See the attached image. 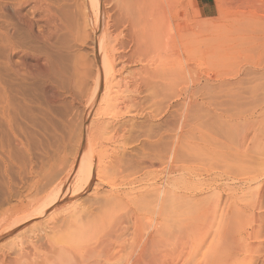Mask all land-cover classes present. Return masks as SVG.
Returning <instances> with one entry per match:
<instances>
[{
    "label": "bare ground",
    "instance_id": "1",
    "mask_svg": "<svg viewBox=\"0 0 264 264\" xmlns=\"http://www.w3.org/2000/svg\"><path fill=\"white\" fill-rule=\"evenodd\" d=\"M77 1L0 0L1 180L10 181L18 153L42 150L39 163L29 157L22 166L35 174L38 196L0 221L9 231L38 219L39 229L15 255L1 254L0 264H239L247 205L205 194L222 182L258 181L241 174L250 165L263 172L264 17H243L236 41L213 49L207 23L194 29L189 0H110L111 9L106 0H91V31L80 24ZM212 65L223 74L200 72ZM185 83L192 88L182 92ZM172 103L173 140L157 128L139 136L147 166L137 155V120L161 121ZM72 140L65 180L45 192L64 172L68 163L59 154ZM194 164L210 173L202 196L190 197L184 181H192ZM82 166L84 177L68 193ZM83 194L91 203L81 219L103 217V225L123 211H143L150 217L145 232L120 244L126 238L116 227L104 233L76 225L70 240L52 212ZM36 244L41 253L30 254L27 247Z\"/></svg>",
    "mask_w": 264,
    "mask_h": 264
},
{
    "label": "rangeland",
    "instance_id": "2",
    "mask_svg": "<svg viewBox=\"0 0 264 264\" xmlns=\"http://www.w3.org/2000/svg\"><path fill=\"white\" fill-rule=\"evenodd\" d=\"M78 1L81 3V6L78 5L79 6L78 11L80 12V13L78 12L80 24H82L83 26H86L87 31H91L92 19L90 18V16L92 17V11L91 10H93V8L91 6L93 5L92 4L93 2L91 3V0H90V3H91L90 4V3H88V0H84L83 3L86 1H87V3H84L85 6L83 7V4L81 2L82 0L81 1L78 0ZM106 1L108 3H110L111 5L110 4L108 5L106 2V5L108 7L105 5V8L111 9L112 8L111 7L112 1H110V0H106ZM263 7H264V0H189L187 9H188V12L190 13L189 17H191L193 20V26L195 27L194 29H197V23L198 22L207 23L208 30H210L209 34H210L211 40H212V48L214 49V48H224L228 45H232V43H234L236 41V38L238 36V32H239L238 28H240V27L239 26L237 27V25L238 24L242 25L240 23L242 22L243 17L244 18H249L250 16H251V18H258L261 16L264 17V8ZM90 8H92V9H90ZM81 9H83V10H81ZM89 9H90V11H89ZM90 13H91V15H90ZM262 13H263V15H262ZM85 14L87 17L83 16ZM243 15H245V16H243ZM82 18H84V19L82 20ZM233 21H234V24H233ZM87 22L89 24H87ZM195 23H196V25H195ZM234 29H237L238 32H237V30L235 31ZM235 32H237V33H235ZM228 39H229V42H228ZM218 60H219V56L213 57V63L212 64L217 63ZM204 68L205 67H200V72L203 74H206V75H207V73L208 74L210 73V75L212 74V76L215 77L216 75H219L221 73V72L219 73L218 70L215 69V67H213V65L210 66V68L209 67L205 68V69ZM218 68L223 70L221 68V66ZM221 74H223V73H221ZM186 84L187 83H185L182 86V87H184L183 89L181 88L182 92H184V89L186 90L189 85H190L189 90H190V88H192L191 84L188 83L187 86H186ZM174 104L173 103L169 104V105H171L170 107L167 104V107L165 108V113L163 114L161 121L156 120L152 124L150 123L151 125L150 124L148 125L146 122H144L141 119L137 120V124H139L140 126L137 130L136 137L141 136V132L148 130V129L150 131H155V132H156V130H158V131L159 130H165V135H166L165 138L169 137V140H173L174 136L172 135V131L173 132L175 131L174 130L175 127L173 124L175 122V119H174L175 116H174V114H172L171 108ZM138 131L140 132V134L138 133ZM167 135H169V136H167ZM138 137L136 138V140L138 141V143L136 144V147L140 151L137 152V153H139L137 155L141 159V157L145 155V151H146V153H148L149 150H145V149H147V147H145V146H143L142 148L140 147V145H142L143 141H142V137L141 138L139 137L141 140ZM136 140H135V142H136ZM50 145H52V144H50ZM66 145L67 146H65V151H64L66 153L62 154L63 152H61V154H59L60 155L59 157H60V159H63V160L66 159L65 160L66 164L67 163L68 164H67V166H65L64 172L58 173V175L56 177L57 179L54 181L55 183H53V185L52 184L48 185V187L46 186L47 189L45 192H47V190L49 191L53 186H59V184L61 185V183L65 180L64 178H65L66 172L69 168V162L71 163L70 160L72 159L71 154L73 153L72 151H74L76 143H75V141L72 140V141H69L68 144H66ZM41 153H42V150L40 147H38V148L35 147L31 152H29V155H26V154L21 155V153H18L16 155L15 160H13L14 164L12 165V170L9 173L10 174V177H9L10 181H7L6 179L1 180L3 175L0 173V221L2 220V218H4V217L7 218L8 216H10V214L13 216L18 211H21V207H22L21 203L22 202L24 205H28V206L30 205V207H31V205H32L31 201L34 202V200L36 199L35 197L38 196V193L35 192V188L33 186L34 182H35V177H34L35 174H31V175H33V176H31V175H29V172H24L22 170L23 169L22 166L27 163L26 161H27V158H29V157L31 158L32 162L39 163L38 160H40V158H41L40 157ZM80 153L83 154V157H84L87 154V151H85L83 148L80 150ZM86 156H85V158H86ZM21 158H25V159L22 160ZM85 158L82 159V161L84 160L83 164L86 162ZM67 160L69 162H67ZM146 160L142 158L140 162H142V163L144 162L148 166L150 163H148L149 162L148 159H146ZM198 165L194 164L193 166H191V169H193L194 174L192 173L193 176L189 179H191L192 181H190L188 179H187V181H184V184L186 187V193H187L186 195H189L190 197L193 196L192 194L194 192H197V193H194L195 195L202 196L201 193L204 189L202 187V184L206 179L209 178L208 177V173H210L209 169L204 165H200V164H198ZM83 166H82V168H79V170H78L79 173L77 171H75L76 172L75 176L72 177L71 182L69 183L70 184L69 185L70 190L67 191L68 193L69 192L71 193L72 190H74L73 185H74L75 181L78 179L80 180L79 177H81V178H82V176L84 177L85 172L82 171ZM261 166H263L261 169H259V170L263 171L261 173V175L253 173L255 170L254 168H256V167H253L252 165H250L248 168H245L246 170L241 172L242 175H245V174L251 175L252 178H253V176H255L256 177L255 179L258 180V181L254 180L253 181L254 183H250V185L248 187L247 186L246 187H240V184H242L241 180H239V182L236 181L233 183H230V181L228 183L222 182L221 184H218L215 187H213L212 189H210L209 193L205 194L206 196H210V197L212 196L215 199L218 198V195H219L222 198V201L225 200L226 196L228 197L231 195L230 197L232 199L234 198L233 199L234 201H237V202H235V204L237 203L236 206L238 205L239 208H242V207L247 205L248 217H246V219H244L246 221H244L242 223V231H243L242 236L245 235L244 242L242 245L244 247L241 249V252L237 255V261L239 264H264V163ZM194 167H195V170L197 171L196 172L197 174L195 173ZM197 168L199 169V171ZM205 169H206V171H205ZM245 171L248 173H246ZM33 180H34V182H32ZM58 181H59V184H58ZM173 184L174 183L172 182L171 185H173ZM225 184L226 185L229 184V186H231L232 188L227 190L225 188V186H226ZM223 185H225V186H223ZM245 188H246V190H245ZM45 192L41 193L39 195V197H41L43 194H45ZM68 193H66V194H68ZM17 196H19V197L17 198ZM68 196H69V194H68ZM76 198L71 199L70 201L66 200V201L62 202L52 212L54 214L53 217H54V223H55L56 229H58V231L62 232V233H64L65 231L70 232L67 236V237H70V240L71 239L73 240L75 238V235H74L75 229L73 231L72 230L70 231V228L72 226H76V225L77 226H83L82 230L84 229L86 232H89V231L91 232L95 229V227L97 225L96 232H98L99 230H102L104 233L106 231L109 232V230L111 228L116 227L114 229L115 232H116V230H118V232L123 237L126 238V239H121L120 244H122V242H124V240L127 241L128 238L130 237V235H132V233H134L135 231L145 232L144 229H145V227L147 228V226H148L146 223L147 222L146 217L149 218V220L148 219L147 220H148V222H150V217L148 216V214L143 212V211H138V210H136V212L132 211V210H127L128 212L123 211V213L115 214V216L117 218H119V220H115L114 222H111L113 219H110L108 221L106 220L103 225L99 224V220L103 217H99V218L90 217L88 219V221H86L87 220V218L85 217L86 214H84V217L86 220L81 219V218H83L82 213H84L81 209L85 210V213H86L91 202H89L88 197L84 194L81 195V197H76ZM29 201H30V203H29ZM25 203H27V204H25ZM12 208H14V209H12ZM230 211H231L230 207L228 206V207L223 208V211H222L223 213H221V210H220L218 212V214H219V216H221V215L223 216V214H227V213L229 214ZM72 217L74 218V220H72L73 219ZM79 217H80V220H78ZM143 218H144V220H143ZM258 218L261 222L258 220ZM256 220H258L259 223ZM38 221L39 220L36 219L34 222L33 221L26 222L22 225L17 226L16 228H14V230L10 229L11 231L10 230L7 231L8 229L4 230L5 226H1L0 227V256L3 253H7V254L9 253L10 255H15L17 253V249H18L19 245L23 242H27L28 240L32 239V237L36 234V232L39 229V226L36 225L38 223ZM140 221H141V224H140ZM142 221H144V223H145L144 225L142 224L143 223ZM93 222H94V224H92ZM60 224H61V226H60ZM87 225H89V226H87ZM41 226L40 227L43 231L45 226H43V225H41ZM113 242H114L113 246H115L116 240L115 239L112 240L111 244H113ZM33 246H34V250L32 247L33 251H31V248H29V246L27 247L28 250L30 251V254H32V253L34 254V252L41 253V249L38 248L37 244L33 245ZM89 246L95 247V244H93V241H92V244H89ZM35 248H37V250L39 249L40 251L37 252V250ZM115 249H116V246L114 247V250ZM127 254H130V251H127Z\"/></svg>",
    "mask_w": 264,
    "mask_h": 264
}]
</instances>
